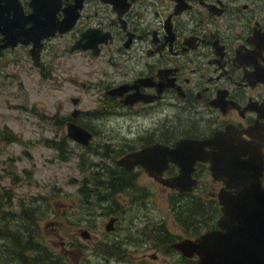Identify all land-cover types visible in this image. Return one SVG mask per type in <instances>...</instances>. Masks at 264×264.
I'll return each instance as SVG.
<instances>
[{
    "label": "flooded vegetation",
    "instance_id": "af4514ba",
    "mask_svg": "<svg viewBox=\"0 0 264 264\" xmlns=\"http://www.w3.org/2000/svg\"><path fill=\"white\" fill-rule=\"evenodd\" d=\"M18 52L41 67L40 58L48 53L78 58L84 71L81 88L94 90L96 106L89 112L79 109L74 122L91 134V142L99 138L96 148L114 152L123 147L114 164L119 176L133 182L131 189H136L142 172L167 190L165 196H175L174 221L187 233L173 234L165 228L157 237H165L168 249L181 261L197 264L196 255L184 256L173 243L217 227L221 214L217 201L204 213L208 227H196L192 214L193 199L217 196L224 188L212 178L210 163L196 161L191 172L195 185L180 192L149 176L141 165L127 171L117 161L143 148L173 149L181 139L202 141L216 133L227 132L224 142L233 146L264 136V0H0V57ZM42 76L51 77L48 72ZM76 98L79 104L81 99ZM84 116L90 125L79 122ZM61 120L66 127L72 121L70 113ZM148 157L158 159V150ZM178 175L177 164L168 161L161 177ZM205 177L211 178L209 189L202 183ZM147 195L132 192L129 201L127 196L122 201L115 196L104 206L112 207L91 209L96 217L85 223L91 228L84 226L94 229L100 224L105 233L116 234L112 241L94 235L93 243L126 247L138 240L136 230L141 229L143 244L146 212L120 204L145 206ZM134 212L141 217H124Z\"/></svg>",
    "mask_w": 264,
    "mask_h": 264
},
{
    "label": "rangeland",
    "instance_id": "374dc122",
    "mask_svg": "<svg viewBox=\"0 0 264 264\" xmlns=\"http://www.w3.org/2000/svg\"><path fill=\"white\" fill-rule=\"evenodd\" d=\"M20 54L22 55L19 52L10 53L5 57L2 56L3 58L0 57V190L2 187L12 186L13 196H15L14 209H19L16 205L19 198L28 199L39 195L48 198L53 210L58 214L47 210V219L40 221L43 229L49 218L51 221V224L42 231L45 236L43 241H46L53 251H62L71 264H184L179 259V254L176 251L171 252L168 244L157 237L160 235L157 230L159 224H164V228L173 234L187 233L174 221L176 218L174 207L177 202H174L171 208V199L173 201L174 196H165L167 190L151 182L142 172L138 173L134 183L136 189L129 188L130 190L111 196L106 195L103 187L97 188V193L108 196V199L105 198L102 201L103 206L100 207L97 205L99 201L94 199L88 207L110 208L112 205L104 206L110 204L115 196H119L120 201L123 199L122 196H127L125 201H129L132 192L148 193L145 206L137 205L136 202L134 205L120 204V207H134L142 211L144 209L143 212H146L148 226L143 244L140 241L141 229H138L136 230L138 240H133L126 247L117 245L113 255L107 257L99 249L103 245L98 247L93 243V236L96 235L100 240L112 241L116 234L105 233L100 224L97 228L88 229L87 227H91L84 226L85 219L75 222L82 216L81 208H87L86 205L79 204L78 190L84 176L80 169L82 162L79 157L83 155V159L87 162L101 163L99 167H92L90 172L99 173V177L105 180L108 170L103 167L110 166L114 170L117 169L114 160L120 157L122 154L120 150L123 147L117 146L114 152L100 148L97 151L101 155L90 156L88 150L66 136L65 126L56 125L73 108L88 111L94 110L96 106L94 90L86 91L81 88V83L85 81H83L84 71L79 65L78 58L48 53L40 58V63L43 64L41 67L40 64L34 66L30 59L22 58ZM46 72L51 77H43L42 74ZM71 97H78L81 102L73 106ZM82 119L80 123L91 124L87 117L84 116ZM123 130L124 135L126 128ZM4 131H7L8 139L13 136L17 140L3 141ZM63 137L66 138V148H68L66 152L68 151L67 156H69V159L65 161L58 158L54 149L43 145L44 140L57 142ZM97 144H99V138H94L90 146L96 149ZM85 172L88 174L86 168ZM8 173L11 174L10 177ZM12 177L17 178L15 185H11ZM210 179L202 178V183L207 184L206 189H209L212 184ZM201 197L210 200L215 199L216 196ZM45 207V204L41 206L42 209ZM85 213L86 210L82 209V214ZM124 217L127 220L141 217V213L134 212ZM104 220L105 218L101 219L100 223L103 224ZM83 230L88 231L89 237L82 236ZM153 253H156V258L150 256ZM106 257L107 260H105ZM115 257L122 259L118 260Z\"/></svg>",
    "mask_w": 264,
    "mask_h": 264
},
{
    "label": "water",
    "instance_id": "95a60500",
    "mask_svg": "<svg viewBox=\"0 0 264 264\" xmlns=\"http://www.w3.org/2000/svg\"><path fill=\"white\" fill-rule=\"evenodd\" d=\"M71 101L73 106L78 105L77 98ZM78 113L79 109L73 108L70 117L74 119ZM66 136L83 146L92 138L73 121L66 125ZM226 136L227 132L216 133L202 141L181 139L173 149L166 146L143 148L126 154L117 165L127 171L141 165L149 176L163 185L184 192L190 191L196 183L191 177L194 163L209 162L212 178L224 184L216 196L221 210L217 227L195 239L179 240L173 247L184 256L196 255L197 264H264V136L251 143L238 142L237 146L231 145L232 142L226 144ZM208 146L211 151H204ZM154 149L158 150L159 158L151 160L148 155ZM168 161L177 164L179 175L163 179L161 173ZM111 225L112 219H109L105 229L109 231ZM82 236L89 237V234L83 230Z\"/></svg>",
    "mask_w": 264,
    "mask_h": 264
},
{
    "label": "trees",
    "instance_id": "16d2710c",
    "mask_svg": "<svg viewBox=\"0 0 264 264\" xmlns=\"http://www.w3.org/2000/svg\"><path fill=\"white\" fill-rule=\"evenodd\" d=\"M63 124L64 121L61 119L59 120V123H56L58 126H63ZM2 135L3 141L9 142L17 140L13 136L8 139L7 131H4ZM90 144L91 142L87 146L77 145L88 150L90 156L98 157L101 155L97 151V149L100 148L95 149L94 147H91ZM43 145L54 149L60 160L65 161L66 159H69V156H67L68 151L66 152V149L68 150V148H66V138L64 141L61 139L57 142L44 140ZM104 157H107V155H104ZM79 158H81L80 160L82 162L80 169L84 175L78 190L80 196L79 204L86 205L87 208H81L80 212L82 216L78 220H75V222L78 223L79 221L81 222L82 219H85V222L89 223L92 222L96 215L94 216V213L91 210L93 208L88 206L93 203L94 199H96V201H103L106 198V196H101L97 193V188L99 189V187H103L106 195L112 196L116 193H123L129 188H133V182L128 181L122 177V175L119 176L118 172H116L118 168L114 170L113 167H106L105 165L103 169L108 170V175L104 180V178L99 177V173L90 172L92 167H99L102 165L101 163L87 162L83 159V155ZM83 164L85 165L83 166ZM85 168L88 171V174L85 172ZM120 173L124 174V171L121 170ZM7 175L10 177L11 174L8 173ZM11 182V185H15L17 178L12 177ZM13 190L12 186L2 187V190H0V264H71L62 251H53L52 248L48 246L47 242L43 241V239L45 240V236L42 231L47 228L46 226L51 224V221L50 218L47 220L44 229L40 226V221L42 219H47V210H52L54 214H58L57 211L53 210L48 198L40 195L31 196L28 199L19 198L18 202L16 201V205L19 209L15 210V196H13ZM174 201V199L173 201L171 199V208L174 206ZM43 204L46 206L45 209L41 208ZM191 204H193V210L195 212L192 214L197 219L198 223L196 227H208L209 222H207V215L204 213H206L207 208H214V202L212 199L206 200L201 196H197L196 199L192 200ZM177 207L178 205L174 207V211ZM82 209L86 210L85 214H82ZM181 212L182 210L179 209L178 216ZM62 220L64 219L62 218ZM157 230L159 233L164 234V231L166 230L164 224H159ZM159 238L161 241H166L165 237ZM101 249L107 257L113 255V251L117 250L113 245H104ZM107 257L105 260H107ZM183 263L186 264L185 262Z\"/></svg>",
    "mask_w": 264,
    "mask_h": 264
},
{
    "label": "bare ground",
    "instance_id": "6f19581e",
    "mask_svg": "<svg viewBox=\"0 0 264 264\" xmlns=\"http://www.w3.org/2000/svg\"><path fill=\"white\" fill-rule=\"evenodd\" d=\"M126 254V253H125ZM116 258V257H115ZM117 259V258H116ZM118 260H120V259H118Z\"/></svg>",
    "mask_w": 264,
    "mask_h": 264
}]
</instances>
